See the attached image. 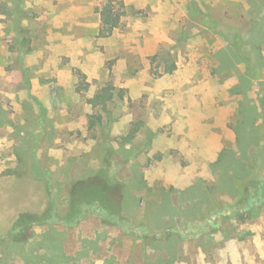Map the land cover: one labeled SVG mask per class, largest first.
<instances>
[{
	"label": "rangeland",
	"instance_id": "obj_1",
	"mask_svg": "<svg viewBox=\"0 0 264 264\" xmlns=\"http://www.w3.org/2000/svg\"><path fill=\"white\" fill-rule=\"evenodd\" d=\"M106 1L0 0V264H264V0Z\"/></svg>",
	"mask_w": 264,
	"mask_h": 264
},
{
	"label": "trees",
	"instance_id": "obj_2",
	"mask_svg": "<svg viewBox=\"0 0 264 264\" xmlns=\"http://www.w3.org/2000/svg\"><path fill=\"white\" fill-rule=\"evenodd\" d=\"M100 13V27L99 34L101 36H108L112 34V32L121 25L123 17L126 15V5L121 0H107L102 4L99 8ZM253 37H251V43H256V47L258 46L260 40L264 37V28L261 23L258 22L253 30ZM255 47V46H254ZM261 60L263 58L259 57ZM175 62L169 64L166 68L168 72H173L176 69ZM112 87H103L100 91H98L93 97L89 98L88 101L95 105H102L106 107L107 103L112 99ZM137 130V128L135 129ZM134 136V133L128 138ZM224 159L221 158L217 162L214 163L215 166L218 164H223ZM234 165L235 169H243L242 163L239 160L234 162L231 161V166ZM238 167V168H236ZM263 187H264V178L255 177L254 179H250L249 183L246 185L245 190L243 191V209L244 212L238 214L235 211L236 215L240 219H246L257 215L262 209H264V197H263ZM103 191L102 189L98 190L99 194ZM51 212L44 214H36L32 212L21 213L20 216L13 223L11 230L8 232L6 236H1L2 239H6L8 236L11 237V242L7 244V246H11L14 244L27 243L29 238L32 236V227L35 224L43 223L50 221L52 216ZM160 264H172L168 259L160 262Z\"/></svg>",
	"mask_w": 264,
	"mask_h": 264
}]
</instances>
